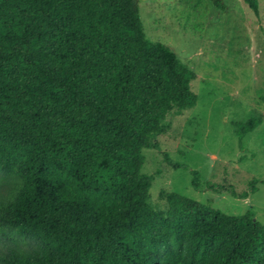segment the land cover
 I'll return each mask as SVG.
<instances>
[{"label": "trees", "instance_id": "trees-1", "mask_svg": "<svg viewBox=\"0 0 264 264\" xmlns=\"http://www.w3.org/2000/svg\"><path fill=\"white\" fill-rule=\"evenodd\" d=\"M140 1L0 0V170L18 178L0 224L40 243L33 254L6 235L4 264H264L253 210L179 192L165 210L149 202L142 148L199 96L196 71L147 37ZM263 121L238 120L240 141ZM258 183L210 187L248 197Z\"/></svg>", "mask_w": 264, "mask_h": 264}, {"label": "rangeland", "instance_id": "rangeland-1", "mask_svg": "<svg viewBox=\"0 0 264 264\" xmlns=\"http://www.w3.org/2000/svg\"><path fill=\"white\" fill-rule=\"evenodd\" d=\"M224 9L212 0H141L140 14L147 37L171 46L181 61L196 71L192 89L195 106L172 109L165 128L153 141L159 148L143 147L142 171L155 173L149 202L167 209V195L179 192L230 214L251 209L264 223V183L248 197L213 184L249 189L253 177L264 178V121L240 141L236 122L264 114V0L259 14L245 0H224ZM192 169L200 172V186L192 184ZM18 178L0 170V212L13 195ZM16 238L28 252L40 243L0 224V255L9 254ZM0 264H4L0 261Z\"/></svg>", "mask_w": 264, "mask_h": 264}]
</instances>
